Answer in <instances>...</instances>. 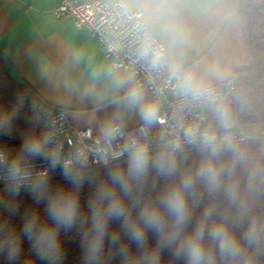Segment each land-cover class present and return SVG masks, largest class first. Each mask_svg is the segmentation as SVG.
<instances>
[{
	"label": "clouds",
	"instance_id": "9594fccd",
	"mask_svg": "<svg viewBox=\"0 0 264 264\" xmlns=\"http://www.w3.org/2000/svg\"><path fill=\"white\" fill-rule=\"evenodd\" d=\"M140 55L167 85L114 66L102 114L0 105V137L28 110L20 143L0 140L4 264H66L72 243L77 264H264V125L224 93L227 70L165 61L151 37ZM65 91L103 99L95 83Z\"/></svg>",
	"mask_w": 264,
	"mask_h": 264
},
{
	"label": "crops",
	"instance_id": "0c3cea01",
	"mask_svg": "<svg viewBox=\"0 0 264 264\" xmlns=\"http://www.w3.org/2000/svg\"><path fill=\"white\" fill-rule=\"evenodd\" d=\"M61 0H0V50L7 73L34 89L49 109L63 100L84 117L102 114L112 99V68L100 42L67 15L56 16ZM141 9L150 30L166 48L168 62L203 74L216 65L228 78L250 66L242 35L238 0H122ZM99 71L97 79L94 74ZM122 76L128 69H115ZM95 83L98 104L69 96L66 87L84 91ZM256 125H264L259 123Z\"/></svg>",
	"mask_w": 264,
	"mask_h": 264
},
{
	"label": "built area",
	"instance_id": "2783aa9c",
	"mask_svg": "<svg viewBox=\"0 0 264 264\" xmlns=\"http://www.w3.org/2000/svg\"><path fill=\"white\" fill-rule=\"evenodd\" d=\"M122 0H61L53 8L56 16L67 15L77 27L85 26L101 44L111 67L128 69L135 82L146 89L151 81L161 87L167 85V73L152 72L148 60L140 52L146 38L151 37L152 48L167 61L166 48L150 30L141 9L130 10ZM236 85L233 77L223 82V91L235 102ZM53 114L56 109H48Z\"/></svg>",
	"mask_w": 264,
	"mask_h": 264
},
{
	"label": "trees",
	"instance_id": "16d2710c",
	"mask_svg": "<svg viewBox=\"0 0 264 264\" xmlns=\"http://www.w3.org/2000/svg\"><path fill=\"white\" fill-rule=\"evenodd\" d=\"M242 35L250 53V66L237 71L233 77L236 85V104L242 106L243 119L247 123H264V0H238ZM4 56L0 50V105L10 106L17 96L23 95L35 101L45 109L49 107L38 98L36 92L27 84L18 83L5 68ZM28 115L27 106L23 116ZM16 122L17 131L10 138L0 140L10 144H19L21 134L28 127L24 118ZM15 134H19L18 137ZM55 179L59 180L57 176ZM27 199V197H25ZM17 223L19 220L17 219ZM66 264H77L79 249L72 243ZM27 249V243H25ZM0 264H4L0 259Z\"/></svg>",
	"mask_w": 264,
	"mask_h": 264
},
{
	"label": "rangeland",
	"instance_id": "374dc122",
	"mask_svg": "<svg viewBox=\"0 0 264 264\" xmlns=\"http://www.w3.org/2000/svg\"><path fill=\"white\" fill-rule=\"evenodd\" d=\"M15 136H16V137H18V136H19V134H15Z\"/></svg>",
	"mask_w": 264,
	"mask_h": 264
}]
</instances>
